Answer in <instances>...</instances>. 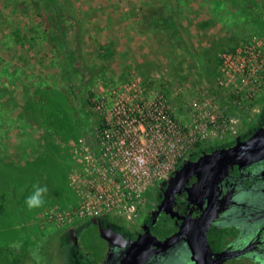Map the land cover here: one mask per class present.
<instances>
[{
	"label": "rangeland",
	"instance_id": "rangeland-1",
	"mask_svg": "<svg viewBox=\"0 0 264 264\" xmlns=\"http://www.w3.org/2000/svg\"><path fill=\"white\" fill-rule=\"evenodd\" d=\"M70 2L75 19L48 18L47 25L34 11L44 14L43 0H0V264L84 261L58 238L90 219L115 217L81 211L86 202L105 206L118 196L120 174L110 163L120 138L168 153L160 156L165 178L150 188L140 210L146 212L153 190L191 152L236 138L264 96L262 86L253 110L233 105L234 92L244 95L250 81L238 52L264 41L260 0H176L192 52L163 26L171 25L165 0H97L87 9L86 0ZM108 3L111 12L104 11ZM130 7L138 22L125 30L121 9ZM145 12L162 36L134 33ZM161 97L180 138L164 134L153 110ZM221 111L234 119L226 123L234 133L224 130ZM195 114L200 127L210 117L221 125L216 136L198 129ZM35 185L48 191L44 206L29 210Z\"/></svg>",
	"mask_w": 264,
	"mask_h": 264
},
{
	"label": "flooded vegetation",
	"instance_id": "flooded-vegetation-1",
	"mask_svg": "<svg viewBox=\"0 0 264 264\" xmlns=\"http://www.w3.org/2000/svg\"><path fill=\"white\" fill-rule=\"evenodd\" d=\"M260 100L256 116L236 138H229L223 144L212 148L191 152L166 180L153 190L151 208L140 212L135 222L127 223L112 216L99 217L75 227L72 238L69 232H66L58 239L66 238L73 254L84 259L77 261L78 264H121L130 246L129 242L136 241L145 232L149 231L151 236L159 241L173 235L182 223L181 218L187 215L199 217L207 208L209 199L198 196L194 200V196L188 194L186 189L196 182V178L192 176L182 192L176 196L171 208L175 216L171 217L170 213L159 210L169 181L185 162H194L204 153L227 149L238 140L245 141L255 131L264 128V96ZM210 197L213 195L210 194ZM214 197L211 203L216 206V215L205 231L209 249L214 256L213 261H217L214 264H264V158L244 166H231ZM99 226L118 233L127 243L122 246L103 240L99 236ZM85 232L88 235L85 236ZM98 239L101 242L94 248L93 244ZM86 248L89 250L86 251ZM220 254L228 256L219 257ZM60 263L67 264L63 261ZM144 264L195 263L187 243L183 240L167 251L153 254Z\"/></svg>",
	"mask_w": 264,
	"mask_h": 264
},
{
	"label": "water",
	"instance_id": "water-1",
	"mask_svg": "<svg viewBox=\"0 0 264 264\" xmlns=\"http://www.w3.org/2000/svg\"><path fill=\"white\" fill-rule=\"evenodd\" d=\"M261 158H264V128L255 131L245 141L238 140L227 149L204 153L194 162H185L169 181L159 210L170 213L171 217L175 216L171 211L172 204L192 176L196 178V182L186 190L189 195L194 196V200L198 196L208 198L207 208L199 217L190 215L182 217L178 231L163 241L152 237L147 231L136 241L129 242L130 246L121 264H144L153 254L167 251L183 240L187 243L195 264L216 263L217 261H213L214 256H212L205 236V231L216 215V206L212 205L211 201L215 199L214 195L219 190L220 183L231 166H244ZM210 194L213 197H210ZM69 234L72 238L73 230H69ZM99 236L109 243L122 246L127 243L121 235L109 228L103 229L99 226ZM218 256L226 257L228 255L220 254Z\"/></svg>",
	"mask_w": 264,
	"mask_h": 264
},
{
	"label": "built area",
	"instance_id": "built-area-1",
	"mask_svg": "<svg viewBox=\"0 0 264 264\" xmlns=\"http://www.w3.org/2000/svg\"><path fill=\"white\" fill-rule=\"evenodd\" d=\"M231 55H228L230 58ZM239 64L242 72L246 73L249 83L245 86L247 90L244 95L241 91L234 92V107L238 110H253L254 98L256 92L264 86V41L258 40L249 43L238 52ZM236 58V56L234 57ZM234 61H230L228 68L231 67ZM226 63V61H225ZM226 67V66H225ZM228 76V73H222V78ZM216 107V106H215ZM217 108V107H216ZM154 112L158 113L159 118L164 122V134L172 138H180L178 126L170 119L167 113L165 100L161 97L153 108ZM222 126L224 130L233 132V127L227 126V122H234L233 118H229L224 111L219 112ZM196 121L199 122L198 129L205 130L210 128L211 136H216V131L221 128V125L216 126V120L210 117L211 121H205V125L200 127L202 121L198 115H194ZM224 132L223 130H221ZM199 132V131H198ZM234 133V132H233ZM199 134V133H198ZM119 148L116 153L115 160L110 163V168L118 171L120 174L121 183L118 188V196L114 199L107 200L105 206L94 205L91 202H86L83 205L81 214L88 216H97L103 213H108L116 218H121L127 223H132L137 218L150 188L157 182L163 180L162 170L164 167L163 159L160 156L168 157L167 152L157 153L144 143L137 144L134 138L125 141L120 138L118 141Z\"/></svg>",
	"mask_w": 264,
	"mask_h": 264
},
{
	"label": "trees",
	"instance_id": "trees-1",
	"mask_svg": "<svg viewBox=\"0 0 264 264\" xmlns=\"http://www.w3.org/2000/svg\"><path fill=\"white\" fill-rule=\"evenodd\" d=\"M62 4H60V0H43V5L42 8L44 9V14H41L40 11H38L37 9H35V14H37V16H40L44 21L47 22L48 24V18H53V19H57L60 20L61 17L66 16L67 19H71L74 20L75 19V13L73 11L72 5L70 0H62ZM260 8L263 12L264 15V0H260ZM165 4L169 6L170 8V18H169V22L171 23V25H163L166 26L170 29H174L175 31H177L182 39V41L185 43L186 45V49L189 52H192V44L190 42V40L188 39V37L186 36V34L184 33L183 29L181 28V26L179 25L178 22V5L176 0H165ZM35 7V6H34ZM64 8V9H63ZM153 13L151 12H145L143 14L142 17V31H147V32H152V33H157V35L160 37L161 32H160V28L161 27H156L153 28L149 23H150V19H151V15ZM55 26H58V22L54 23ZM201 149V148H198ZM5 264H17L16 261H7Z\"/></svg>",
	"mask_w": 264,
	"mask_h": 264
},
{
	"label": "crops",
	"instance_id": "crops-1",
	"mask_svg": "<svg viewBox=\"0 0 264 264\" xmlns=\"http://www.w3.org/2000/svg\"><path fill=\"white\" fill-rule=\"evenodd\" d=\"M95 1H97V0H86V2H87V6L88 7H84V8H90V6H94L95 5ZM99 1H108V0H99ZM110 3H108V5H105V7H104V11H109V12H111V11H113V9H112V7L109 5ZM120 5H122L121 4V2H120ZM97 8H99V6L97 7ZM136 7H130V9L128 8V9H126V8H123V9H121V12H122V16H123V18L125 19V18H127L126 20H124V21H122V22H120V25L121 26H125L124 27V29L125 30H128L127 28H128V26H130V24H132V19H135V20H137V22H138V19L137 18H135V15L134 14H132V11L131 10H134ZM116 11V10H115ZM112 15V14H111ZM131 17H133V18H131ZM142 28L140 27V25H138V23H137V29H135V32L134 33H139L141 36H143L144 34H149V33H144L142 30H141ZM126 33H130V32H126ZM149 40L151 41V39L149 38Z\"/></svg>",
	"mask_w": 264,
	"mask_h": 264
},
{
	"label": "clouds",
	"instance_id": "clouds-1",
	"mask_svg": "<svg viewBox=\"0 0 264 264\" xmlns=\"http://www.w3.org/2000/svg\"><path fill=\"white\" fill-rule=\"evenodd\" d=\"M34 189H35L34 192L31 195H29L25 201L29 210L43 207L45 203L44 197L46 196L48 191L46 186H40V185H35Z\"/></svg>",
	"mask_w": 264,
	"mask_h": 264
}]
</instances>
